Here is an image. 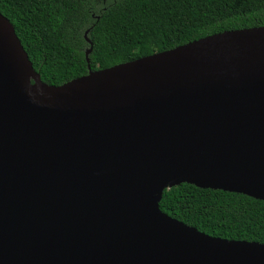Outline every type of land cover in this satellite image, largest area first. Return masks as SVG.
Here are the masks:
<instances>
[{"label":"water","instance_id":"1","mask_svg":"<svg viewBox=\"0 0 264 264\" xmlns=\"http://www.w3.org/2000/svg\"><path fill=\"white\" fill-rule=\"evenodd\" d=\"M86 34L88 73L47 85L0 14V257L264 264L158 206L180 184L264 202V27L98 71Z\"/></svg>","mask_w":264,"mask_h":264},{"label":"trees","instance_id":"2","mask_svg":"<svg viewBox=\"0 0 264 264\" xmlns=\"http://www.w3.org/2000/svg\"><path fill=\"white\" fill-rule=\"evenodd\" d=\"M40 80L60 86L91 71L204 37L264 27V0H0ZM159 210L208 236L264 244V202L180 184Z\"/></svg>","mask_w":264,"mask_h":264},{"label":"bare ground","instance_id":"3","mask_svg":"<svg viewBox=\"0 0 264 264\" xmlns=\"http://www.w3.org/2000/svg\"><path fill=\"white\" fill-rule=\"evenodd\" d=\"M25 256L16 257L13 255L0 257V264H38L40 263L39 253H32L31 256L24 258Z\"/></svg>","mask_w":264,"mask_h":264}]
</instances>
